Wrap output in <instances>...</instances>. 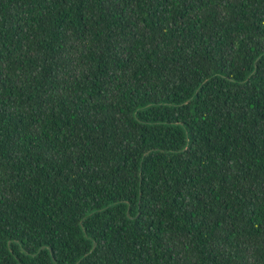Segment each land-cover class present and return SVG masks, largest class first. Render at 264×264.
Returning <instances> with one entry per match:
<instances>
[{"label":"trees","instance_id":"obj_1","mask_svg":"<svg viewBox=\"0 0 264 264\" xmlns=\"http://www.w3.org/2000/svg\"><path fill=\"white\" fill-rule=\"evenodd\" d=\"M0 264H264V0H0Z\"/></svg>","mask_w":264,"mask_h":264},{"label":"water","instance_id":"obj_2","mask_svg":"<svg viewBox=\"0 0 264 264\" xmlns=\"http://www.w3.org/2000/svg\"><path fill=\"white\" fill-rule=\"evenodd\" d=\"M94 247H96V244H95V246Z\"/></svg>","mask_w":264,"mask_h":264}]
</instances>
